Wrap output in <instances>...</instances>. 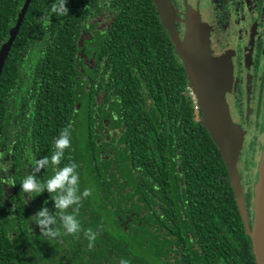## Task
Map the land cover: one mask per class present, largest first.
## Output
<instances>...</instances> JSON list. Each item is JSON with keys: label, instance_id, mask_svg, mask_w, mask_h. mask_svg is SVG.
I'll return each mask as SVG.
<instances>
[{"label": "trees", "instance_id": "16d2710c", "mask_svg": "<svg viewBox=\"0 0 264 264\" xmlns=\"http://www.w3.org/2000/svg\"><path fill=\"white\" fill-rule=\"evenodd\" d=\"M24 1L0 0V47ZM53 2H30L0 76V264H38L35 254L37 262L46 257L38 251L28 262L17 256L16 234L23 226L11 214L18 203L6 199L4 176L13 170L20 195V161L31 173L34 159L51 155L54 139L69 121L72 147L60 167L71 158L79 165L81 191L92 189L79 208L84 229L106 237L123 233L129 216L140 223L133 234L142 245L144 238L150 240L145 221L160 230L163 204L179 201L202 245L200 260L209 253L213 264H256L222 156L201 123L182 63L152 1L67 0L68 16L42 23ZM31 75L33 101L26 81ZM28 97L31 118L21 128L17 116L26 111ZM106 123L118 128L105 135L113 149L102 137ZM8 161L12 168L6 169ZM243 213L246 217L244 203ZM155 239L145 253L152 254L151 264L161 261V235ZM59 241L56 253L63 250ZM98 250L87 245L74 256L82 264H119L122 256L129 264H150L145 254L128 256L117 248L109 257Z\"/></svg>", "mask_w": 264, "mask_h": 264}, {"label": "flooded vegetation", "instance_id": "af4514ba", "mask_svg": "<svg viewBox=\"0 0 264 264\" xmlns=\"http://www.w3.org/2000/svg\"><path fill=\"white\" fill-rule=\"evenodd\" d=\"M170 3L175 9L176 24L180 37L182 38L185 33V15L190 11L199 18L203 25L214 57L225 60L231 67L230 83L226 91L227 106L233 123L244 132L243 142L250 139L253 147L250 157L248 158L247 155L240 156L236 166L241 181L240 188L246 210V221L248 227L251 228L254 220L253 200L254 185L258 176L257 164L264 140V0H170ZM26 81H28L27 86L32 96L36 92L34 76H27ZM32 103L30 97H28L26 111L24 110V113H20V109L17 111L18 114L20 113L19 117H21L20 119L17 116L20 121L19 127L21 128L26 126L28 124L26 121L31 118L29 112L31 113ZM196 111L199 112V109ZM108 132L114 135V133H118V128L112 130L106 123L101 130L102 137L108 144L107 148H112L113 143L109 142L110 138L105 137ZM257 145L259 146L257 147ZM98 146L101 148L103 145L98 144ZM69 156H72V154H68ZM7 164H9V161ZM8 168H12V165H7L6 169ZM249 168L255 170V173L249 172ZM29 173L30 166L24 160H21L20 182ZM247 173L250 174L247 175ZM43 174H36V178L42 183L49 179L48 176L51 177L53 175V173L50 175L47 172H43ZM9 177L16 180L12 169L10 171L7 170L4 181ZM168 182L165 179L167 187ZM3 189L7 200L12 198L18 203L16 211L14 212V209H12L13 212L11 211V214L19 222L18 224L23 226L16 234L19 241L17 247L18 257L22 256L21 258H25V261L27 260L28 262L29 259H32L31 253L35 254L38 251L39 255L43 254L46 256L41 257L37 262L38 254H35V258L32 260L38 264H50L48 259L51 262L53 261L54 264H59V262L63 264H82L74 255L75 253L85 252V248L88 245L83 233L78 238L68 236L65 241L57 238L49 243L43 240V237H40V230L33 223V220H28L29 217L40 210L42 206L40 198L43 199V202L47 200L48 203L44 204V207H47L50 212H54L53 201L49 199L47 192L38 195L36 201L32 199L34 196L32 194L20 191V195H17L18 193L15 191L18 190L14 189V187H9L6 183ZM163 207L165 211L162 212L160 230L154 224L150 225L145 221L150 240L143 239L144 250L138 248L142 245L135 243L136 236L133 234L136 226L140 225V223L138 224L129 216L124 221V224L126 226L129 225V227L123 228V238L115 234L118 232L117 230L111 232L107 237L104 234L101 236L97 235L94 250L100 249V251L106 252L109 257L117 248L124 250L128 256L131 253L144 255L148 251L147 247L149 248L150 244H156L157 240L155 238L160 234L162 240L160 264H213V259H210L209 253H206L204 259H201L203 261L197 256L202 250V245L198 241V235L196 236L193 223L186 215L184 204L179 201L175 203L167 201L163 204ZM82 227L84 228V224ZM212 238V236L209 237L210 240ZM57 240H60V246L63 247V250H58L59 253H56L55 242ZM126 242H128V245H125ZM98 251L96 252L98 253ZM150 252H152V248ZM117 253L120 256L124 254L121 251ZM145 255V259L148 258V262L151 264L153 262L152 254L151 257L147 254ZM86 258L89 259L90 257L87 255ZM84 263H86V260ZM154 263L159 264L158 261H154Z\"/></svg>", "mask_w": 264, "mask_h": 264}, {"label": "water", "instance_id": "95a60500", "mask_svg": "<svg viewBox=\"0 0 264 264\" xmlns=\"http://www.w3.org/2000/svg\"><path fill=\"white\" fill-rule=\"evenodd\" d=\"M31 1H24L14 26L9 30L7 40L0 47V76ZM151 1L182 63L191 95L201 113V123L222 156L230 185L243 216L246 234L251 239L255 262L264 264V143L258 164V179L254 187V220L252 227L249 228L243 213L242 193L236 167L243 132L233 123L225 100L231 67L225 60L214 57L206 31L195 14L190 11L186 13L185 34L181 38L175 22V9L170 0Z\"/></svg>", "mask_w": 264, "mask_h": 264}, {"label": "clouds", "instance_id": "9594fccd", "mask_svg": "<svg viewBox=\"0 0 264 264\" xmlns=\"http://www.w3.org/2000/svg\"><path fill=\"white\" fill-rule=\"evenodd\" d=\"M67 0H54L48 7L46 15L40 17L42 23L50 24L51 18L68 16ZM72 121L60 131L59 135L53 141V151L50 156H44L41 159H34L32 172L26 175L21 183V191L26 194H34L32 199L47 192L49 199L53 201L54 212H50L47 207H41L28 220L40 230V237L43 240H56L62 236H72L78 238L81 233L88 241V247L92 248L97 239V233L92 229H84L78 218L79 208L82 201L92 194L91 188H85L81 191L79 165L69 158V162L60 167L65 157L66 151L72 147L71 127ZM2 158V154H0ZM51 169L53 175L43 183L36 178V174L41 170ZM6 170V169H5ZM4 183L9 187L16 185L14 178L9 177ZM48 201H44L47 204ZM119 264H129L126 258H122Z\"/></svg>", "mask_w": 264, "mask_h": 264}, {"label": "rangeland", "instance_id": "374dc122", "mask_svg": "<svg viewBox=\"0 0 264 264\" xmlns=\"http://www.w3.org/2000/svg\"><path fill=\"white\" fill-rule=\"evenodd\" d=\"M185 34V33H184ZM184 36V35H183ZM183 38V37H182ZM225 100H226V97H225ZM226 104H227V101H226ZM240 128V127H239ZM241 129V128H240ZM242 130V129H241ZM251 130H252V127H251ZM242 132H243V130H242ZM243 134H244V132H243ZM244 136V135H243ZM244 141V138H242V145H241V149H240V152H239V156H238V159H237V161H236V166H237V163H238V161H239V158H240V156H242V155H247V157L249 158L250 157V153H251V149H253V147L251 146V144H252V142H251V140L250 139H247L245 142H243ZM263 143H264V140H263V142H262V148H263ZM259 145H257V147H258ZM262 152V151H261ZM260 157H261V154H260ZM259 161H260V158H259ZM258 164H259V162H258ZM258 164H257V170H258ZM248 171L249 172H251L252 174H254L255 173V170H251L250 168L248 169ZM244 174H246L245 172H244ZM248 174H250V173H247V175ZM237 175H238V177H239V173H238V171H237ZM257 179H258V176H257ZM240 177H239V184H240ZM257 182V181H256ZM256 184V183H255ZM254 187H255V185H254ZM116 235H118V237H120V238H123L124 237V234L123 233H115ZM160 264V263H159ZM162 264V263H161Z\"/></svg>", "mask_w": 264, "mask_h": 264}]
</instances>
